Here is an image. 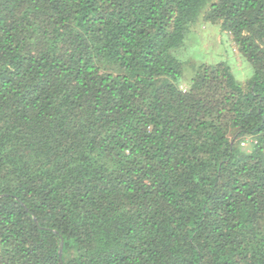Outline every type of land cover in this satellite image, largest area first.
Wrapping results in <instances>:
<instances>
[{
	"label": "trees",
	"instance_id": "obj_1",
	"mask_svg": "<svg viewBox=\"0 0 264 264\" xmlns=\"http://www.w3.org/2000/svg\"><path fill=\"white\" fill-rule=\"evenodd\" d=\"M201 24L249 79L180 59ZM61 239L63 264H264V0H0V264Z\"/></svg>",
	"mask_w": 264,
	"mask_h": 264
},
{
	"label": "rangeland",
	"instance_id": "obj_2",
	"mask_svg": "<svg viewBox=\"0 0 264 264\" xmlns=\"http://www.w3.org/2000/svg\"><path fill=\"white\" fill-rule=\"evenodd\" d=\"M187 38L185 47L180 52V59H194L196 62L214 63L226 62L239 82H244L252 76V67L239 55L231 37L219 27L210 24L198 25ZM192 72L188 65L184 68V80Z\"/></svg>",
	"mask_w": 264,
	"mask_h": 264
},
{
	"label": "water",
	"instance_id": "obj_3",
	"mask_svg": "<svg viewBox=\"0 0 264 264\" xmlns=\"http://www.w3.org/2000/svg\"><path fill=\"white\" fill-rule=\"evenodd\" d=\"M35 222L37 223L36 219H35ZM58 257H59L60 263L63 264L62 260H61V257H62V239H61V243H60V249H59Z\"/></svg>",
	"mask_w": 264,
	"mask_h": 264
}]
</instances>
